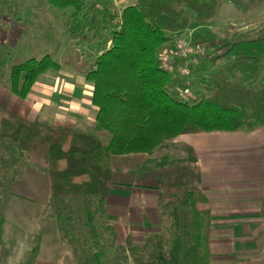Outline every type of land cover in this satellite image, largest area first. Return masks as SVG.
<instances>
[{"label":"trees","instance_id":"trees-1","mask_svg":"<svg viewBox=\"0 0 264 264\" xmlns=\"http://www.w3.org/2000/svg\"><path fill=\"white\" fill-rule=\"evenodd\" d=\"M48 1L59 9L70 7L78 16L69 25L70 37L79 40L74 44L75 64L93 86L99 137L78 132L71 123L46 126L0 107V188L10 190L23 177L24 172L11 177L6 170L17 161L24 170L32 159L44 162L54 206L61 203L71 212V201H76L84 213H77V222H68L78 264H103L109 254L102 234L110 237L112 247L116 242L114 228L106 222L112 157L152 155L183 135L264 128V60L238 56L191 84L181 81V63H189V57H173L171 52L165 62L170 36L213 19L224 0H132L119 16L110 13L109 0ZM231 1L244 13L264 0H246L244 5ZM82 44L88 45L87 52H81ZM192 45L207 53L213 67L235 48L225 43L220 48L225 51L217 54L214 42L205 38ZM60 68L51 55L17 63L0 44V83L22 100L41 76ZM15 149L20 160L12 157ZM182 151L189 161H197L191 147L184 145ZM158 201L162 232L149 233L139 244L128 240L127 247L116 246V252L127 253L132 264H210L212 207L206 196L176 187L160 190ZM261 212L264 218V198Z\"/></svg>","mask_w":264,"mask_h":264},{"label":"crops","instance_id":"crops-1","mask_svg":"<svg viewBox=\"0 0 264 264\" xmlns=\"http://www.w3.org/2000/svg\"><path fill=\"white\" fill-rule=\"evenodd\" d=\"M122 2L128 4L123 9L132 4V0ZM2 3L3 0H0V6ZM44 6L52 11V4L48 0ZM18 7L15 16L18 22H22V16L26 19L29 13ZM31 12V19L41 30L39 21L46 19V15L37 5ZM3 14L0 12V27L4 24ZM23 33L15 36L22 39ZM11 43L9 37L0 36V44L6 48H10ZM257 43L238 45L233 58L259 56L264 60V40ZM28 56L21 57L20 61L30 59ZM80 70L61 65L59 71L47 72L40 77L26 100L20 99L0 83V107L29 121L41 120L46 126L61 127L71 123L76 131L89 133L88 127L94 124L97 131L98 110L91 101L93 86ZM184 145L194 150L196 162L189 161L182 151ZM111 166L112 189L106 200V222L114 228L115 245L126 248L128 240L139 244L149 233H160L159 191L187 187L201 191L212 207L210 264H264V218L261 212L264 198V128L251 133L183 135L152 155L112 157ZM8 193L2 205H8L12 200L11 204H15L17 209L12 211L21 213L23 210L17 207L18 201L30 202L22 205L32 209L33 212L28 213L39 218L46 234L50 236L54 231L60 233L58 215L51 210L54 204L44 162L32 159L23 177L14 181ZM0 218L1 223L2 211ZM31 230L28 233L33 232ZM33 233H36L35 230ZM28 239L32 237L28 236ZM39 243L33 244L36 251L32 252L31 257L34 259L26 264H78L75 254L74 257L71 252L63 255L58 251L55 258L54 253H50V259H37L40 258V254H37ZM40 249L44 253L47 249L55 250L52 246ZM5 250V242L0 237V264H5L8 258Z\"/></svg>","mask_w":264,"mask_h":264},{"label":"rangeland","instance_id":"rangeland-1","mask_svg":"<svg viewBox=\"0 0 264 264\" xmlns=\"http://www.w3.org/2000/svg\"><path fill=\"white\" fill-rule=\"evenodd\" d=\"M239 1L241 5L246 4V0ZM46 3L47 0H3V3L0 6V12H4L2 16V23L4 24L0 27V36L3 38L7 36L12 40V46L10 48L8 47L10 58L18 63L21 57H26L27 55H29V58H35L37 60L42 59L46 55H51L60 65H66L67 67L79 71L78 64H75L76 57L74 59V53L76 51V49H74V44L79 40L75 42L72 40L69 29V25H71L72 22H77L75 19L78 16L70 7L59 9L52 6V11H48L46 6H44ZM109 3V11L115 16H119L123 7L128 5L127 3L123 4L122 0H119L118 6H114L111 0H109ZM35 5L39 6L41 12L46 15V19L39 21L40 27L42 28L41 30L37 28L34 24V20L31 19V11ZM18 6H20L26 14L29 13L28 18L26 19L22 16V22H18L17 20L19 19L15 16V12L19 10ZM15 8L16 10H14ZM40 31L45 33H40ZM20 32H24L22 39H18L17 36H15V34ZM170 38L171 42L165 47V52L169 54V58L171 57L170 53L173 49H183L188 51L189 60H191L186 64L181 63L184 71L182 72L184 76H182L183 79L181 78V81H185L187 84L197 82L198 79H201L207 73L215 72V70L222 68L226 66L227 63L231 62L233 55L237 52V50H234L238 45H257L259 43H257L256 40L264 39V1L258 4L255 9L251 8V10L243 13L240 8H237L234 1L224 0L220 11L213 19L201 23H194L187 30L172 34ZM199 38L213 41L215 47H212V49L217 50V54L225 51V48L220 49L225 43H231L235 48L227 59H222L219 62V65L213 67L210 66V62L207 61V55H205L207 54L206 52L203 55L201 54L202 50L190 45ZM91 47L95 48V45H91ZM80 49L81 52H87L88 45L82 44ZM7 69L9 70L10 66H8ZM191 91L193 92V90ZM191 91H188L187 94H191ZM88 130L89 134L96 136L99 134L98 131H95L94 124L89 126ZM12 157L18 160L21 159L18 149H15V151L12 150ZM30 162L31 161H29V166ZM6 170L11 174V177L14 175V177H16V174L25 171L24 166L19 161H17V163L11 168L7 167ZM11 181H13L12 178ZM8 192H10V190L0 188V211H2L0 237L5 242V253L8 252V258L5 264H26L32 262L34 259L33 256L31 257L32 252L36 251L33 249V244L35 242H41L37 245V254H40V258L37 257V259H50V253H54L55 258V254H57L58 251H61L63 255H65V252H71L72 256H74V248L70 241L72 227H70L68 222H73L72 218L74 222H77V213L83 217L84 213H81L82 208L80 210V204L76 203V201H71L73 206L71 212L64 209L63 206L65 205H62L61 203H58V206L52 205L51 210L54 211L56 215L60 214V220H63L64 224L60 223L58 220L57 224L60 229V233H58L59 235L54 231L48 236L45 229L41 227L42 223L39 222V218H34L33 214H29L30 212H33L32 209H28L27 205L26 208L22 205L29 204L30 202L18 201L17 207L20 206V209L23 210L24 214L23 212L17 213L12 211L14 208L17 210L16 205L11 204L12 200L8 205H2L5 203L4 199L6 198V194H9ZM30 228H32L31 231L34 232L35 230L36 233H28ZM74 228H77L75 223ZM43 231L45 233H41ZM66 231H68L67 233L69 234L66 235ZM161 232L162 230L160 233ZM28 236H31L32 239H28ZM102 239V242L107 248L106 252L109 254L103 264H131V260L127 258V253L122 254L121 252H116L118 250L116 249V246H118L117 244L115 247L113 246V249L110 237L107 234H102ZM45 246H52L55 250L51 251L48 250V248L45 254L44 250L40 249V247L43 248ZM56 248H59L60 250H56Z\"/></svg>","mask_w":264,"mask_h":264},{"label":"built area","instance_id":"built-area-1","mask_svg":"<svg viewBox=\"0 0 264 264\" xmlns=\"http://www.w3.org/2000/svg\"><path fill=\"white\" fill-rule=\"evenodd\" d=\"M111 2L114 6H118L119 0H111ZM192 43L190 45H192ZM171 52H172L173 57H180V58H184V59H187L189 57V53H187L188 52L187 50L173 49ZM164 60H165V62L169 61V56L168 55L165 56Z\"/></svg>","mask_w":264,"mask_h":264}]
</instances>
